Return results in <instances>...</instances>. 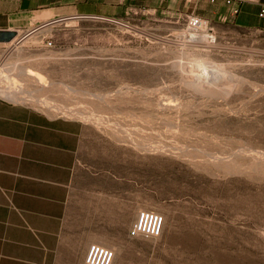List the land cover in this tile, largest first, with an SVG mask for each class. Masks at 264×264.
Segmentation results:
<instances>
[{
    "label": "rangeland",
    "instance_id": "1",
    "mask_svg": "<svg viewBox=\"0 0 264 264\" xmlns=\"http://www.w3.org/2000/svg\"><path fill=\"white\" fill-rule=\"evenodd\" d=\"M96 11L0 32V83L54 108L0 96L82 126L95 240L115 264H264V33ZM142 211L165 217L161 237L130 236Z\"/></svg>",
    "mask_w": 264,
    "mask_h": 264
},
{
    "label": "crops",
    "instance_id": "2",
    "mask_svg": "<svg viewBox=\"0 0 264 264\" xmlns=\"http://www.w3.org/2000/svg\"><path fill=\"white\" fill-rule=\"evenodd\" d=\"M235 7L222 0H0V32L81 9L96 8L97 15L108 17L122 8L136 13L167 9L264 33V0L241 4L237 14ZM82 135L75 120L0 96V264H85L89 246L100 244L93 219L84 213L89 204L80 194L87 175L81 167Z\"/></svg>",
    "mask_w": 264,
    "mask_h": 264
},
{
    "label": "built area",
    "instance_id": "3",
    "mask_svg": "<svg viewBox=\"0 0 264 264\" xmlns=\"http://www.w3.org/2000/svg\"><path fill=\"white\" fill-rule=\"evenodd\" d=\"M216 2L218 0H209ZM227 5H235L233 13L239 12V6L245 3L260 4L262 0H222ZM261 16H264V9ZM210 21L204 17L189 14L187 15V30L192 33H199L204 27L210 28ZM18 31V30H14ZM165 217L155 211H142L138 214L136 221L130 228V236L144 238H159L164 232ZM116 251L113 248L93 243L89 246L85 264H115Z\"/></svg>",
    "mask_w": 264,
    "mask_h": 264
},
{
    "label": "bare ground",
    "instance_id": "4",
    "mask_svg": "<svg viewBox=\"0 0 264 264\" xmlns=\"http://www.w3.org/2000/svg\"><path fill=\"white\" fill-rule=\"evenodd\" d=\"M207 29H210V28L204 27L203 30L201 32H199V33H203ZM210 31H212V29H210ZM190 33H192V32H190ZM192 34H198V33H192ZM0 95H2L4 97H7V98H9L11 100L21 99V100L28 101V102H30V101L31 102H34V103L37 102L40 105L42 104L43 106H45V107H47L49 109H53L54 108V106L46 103L45 101L36 99L34 97L35 95L34 94L32 95L31 93H28V91L26 92V91H22V90H19V89H15L12 86L3 85L1 83H0ZM57 110L60 113L67 114L68 116L70 115V116H73L75 118L76 117H82L83 120L86 121V123L87 122L93 123V124L97 125L100 128H108L109 130H111V129L112 130L118 129L117 128L118 126L117 127H112L113 125H111L108 120L106 121V119H104L103 116H101V115H92V114H90V115H84L82 113L84 111H80L79 112L78 110L74 111V110H70V109H60L58 107H57ZM121 134H122V132H121Z\"/></svg>",
    "mask_w": 264,
    "mask_h": 264
}]
</instances>
